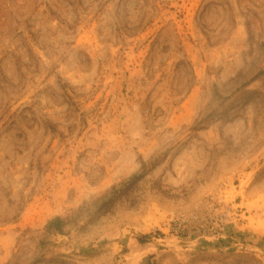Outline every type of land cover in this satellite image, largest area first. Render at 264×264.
<instances>
[{
	"label": "rangeland",
	"instance_id": "1",
	"mask_svg": "<svg viewBox=\"0 0 264 264\" xmlns=\"http://www.w3.org/2000/svg\"><path fill=\"white\" fill-rule=\"evenodd\" d=\"M261 68L264 0H0V264H264Z\"/></svg>",
	"mask_w": 264,
	"mask_h": 264
},
{
	"label": "trees",
	"instance_id": "2",
	"mask_svg": "<svg viewBox=\"0 0 264 264\" xmlns=\"http://www.w3.org/2000/svg\"><path fill=\"white\" fill-rule=\"evenodd\" d=\"M262 73H264V68H261L260 72L257 73L253 78L257 77L259 74ZM245 83H247V81ZM65 224H66V219L62 216L57 215L49 221L47 225V229L49 230L54 228L55 230L62 232Z\"/></svg>",
	"mask_w": 264,
	"mask_h": 264
}]
</instances>
